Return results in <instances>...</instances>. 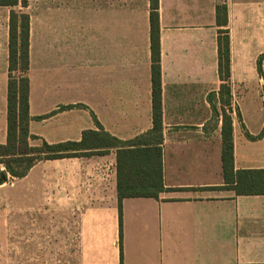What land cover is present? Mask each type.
I'll return each mask as SVG.
<instances>
[{"label":"crops","instance_id":"1","mask_svg":"<svg viewBox=\"0 0 264 264\" xmlns=\"http://www.w3.org/2000/svg\"><path fill=\"white\" fill-rule=\"evenodd\" d=\"M10 9L0 5V144ZM23 10L29 146L151 129L150 0H28ZM158 21L164 190L122 199V264H264V194L224 188L217 58L226 28L233 169H264V0H158ZM99 149L0 183V260L14 250L16 264H120L117 148Z\"/></svg>","mask_w":264,"mask_h":264},{"label":"trees","instance_id":"2","mask_svg":"<svg viewBox=\"0 0 264 264\" xmlns=\"http://www.w3.org/2000/svg\"><path fill=\"white\" fill-rule=\"evenodd\" d=\"M28 0H0L10 6L8 20V80L6 108V143L0 144V183L9 177H22L39 160L70 156H89L102 153L100 147H116V189L119 209V245L121 250V202L125 197H158L164 190L162 169L161 80L159 65L158 0H150L149 38L151 53L152 127L144 134L121 141L109 133L85 130L79 141L57 144L42 142L40 146L28 144L30 120L29 82V15L23 9ZM20 7L21 9H17ZM217 23L226 25L227 8H215ZM219 98L221 104V161L224 188L236 194H264V169H233V143L230 111V47L228 30L220 29L217 36ZM257 65H260V59ZM17 72L18 75L13 73Z\"/></svg>","mask_w":264,"mask_h":264},{"label":"rangeland","instance_id":"3","mask_svg":"<svg viewBox=\"0 0 264 264\" xmlns=\"http://www.w3.org/2000/svg\"><path fill=\"white\" fill-rule=\"evenodd\" d=\"M17 9H21L20 7H16ZM14 75H18L17 72L13 73ZM57 251V257L59 255H63L64 251L63 249L56 250ZM69 251V250H67ZM71 252L73 253V256L78 255V253H75L74 247H72ZM9 258L8 260H0V264H16V260L14 259V250L13 255H11V250L8 252ZM25 264H47V260H25ZM56 264H65L64 260H56ZM66 264H80L79 260H67Z\"/></svg>","mask_w":264,"mask_h":264}]
</instances>
